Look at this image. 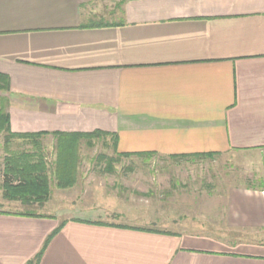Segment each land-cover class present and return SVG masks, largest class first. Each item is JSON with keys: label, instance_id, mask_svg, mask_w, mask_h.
Segmentation results:
<instances>
[{"label": "crops", "instance_id": "obj_1", "mask_svg": "<svg viewBox=\"0 0 264 264\" xmlns=\"http://www.w3.org/2000/svg\"><path fill=\"white\" fill-rule=\"evenodd\" d=\"M0 75L13 133L252 155L264 171V0H0ZM221 220L166 232L70 218L37 264H264V189L230 187ZM61 222L0 212V264H34Z\"/></svg>", "mask_w": 264, "mask_h": 264}, {"label": "rangeland", "instance_id": "obj_2", "mask_svg": "<svg viewBox=\"0 0 264 264\" xmlns=\"http://www.w3.org/2000/svg\"><path fill=\"white\" fill-rule=\"evenodd\" d=\"M3 136L0 133V212L56 215L60 221L83 217L166 232H222L226 191L264 189V171L256 170L260 166L252 155L126 157L115 152L112 139L100 135L78 139L73 163L58 172L52 135L8 141ZM17 161L20 167L42 163L47 177L42 201L28 204L3 196L6 166Z\"/></svg>", "mask_w": 264, "mask_h": 264}, {"label": "trees", "instance_id": "obj_3", "mask_svg": "<svg viewBox=\"0 0 264 264\" xmlns=\"http://www.w3.org/2000/svg\"><path fill=\"white\" fill-rule=\"evenodd\" d=\"M9 90L8 78L5 75H0V91L7 92ZM6 100L5 98L0 99V133H4V140H9V138L18 139V140H37L40 137L47 135L45 132L39 133H27V134H16L10 131L9 125V115L6 111ZM57 141V170L63 171L67 168L69 163H73V155H75V145L78 139H90L102 134L100 132H92L90 134H62V133H53L51 134ZM120 156H131L126 153L118 154ZM151 154H142L139 156H147ZM195 156H206V155H195ZM29 159L33 157L32 154L27 156ZM182 158L187 156H171L170 158ZM100 160V158H99ZM19 161V159H18ZM17 163L9 162L10 164L6 166V174H4V180L2 183L3 186V196L5 199L20 201L22 203H34L42 201L47 196V177L45 174V169L40 162H35L32 166L29 167H20ZM62 166V167H61ZM61 181V179H60ZM15 184V185H13ZM20 215H34L31 213H19ZM64 221L60 223L59 227L53 232L45 241L41 251L34 258V264H37L39 261L42 252L44 251L47 243L50 238L61 228ZM128 227V226H127ZM133 228V227H128ZM143 230L142 228H136Z\"/></svg>", "mask_w": 264, "mask_h": 264}]
</instances>
